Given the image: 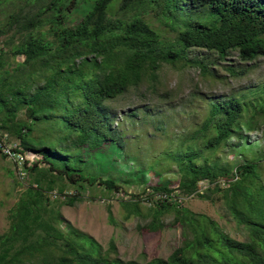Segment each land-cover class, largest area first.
I'll list each match as a JSON object with an SVG mask.
<instances>
[{
  "label": "trees",
  "instance_id": "1",
  "mask_svg": "<svg viewBox=\"0 0 264 264\" xmlns=\"http://www.w3.org/2000/svg\"><path fill=\"white\" fill-rule=\"evenodd\" d=\"M27 2L36 10L22 7L0 21V36H8L3 44L0 41V138L6 135L19 141L25 154L24 169L31 178L9 209L8 228L0 233V264H264L263 162L252 158L231 173L217 174L211 168L214 161L210 163L208 158L197 165L199 147L188 145L179 151L180 191L208 196L197 185L200 179H207L209 191H223L226 208L247 239L230 237L216 221L181 207L174 197L162 198L154 201L156 209L148 228H158L163 212L172 209L175 221L183 227V244L166 258L139 262L112 257L114 243L104 248L93 236L65 222L59 209L60 204L81 200L86 185L115 190L120 185L111 178L88 176L72 168L63 156L53 153L49 130L32 136L37 118L42 116L47 126L61 123L58 130H64V137L56 143H63L57 150L65 154L95 146L104 134L122 146L124 140L114 126L109 102L145 80L154 91L164 64L191 62L202 73L208 72L204 58L189 59L190 48L216 52L220 58L236 51L243 61L264 57V0ZM149 11L177 32L174 39L163 37L144 17ZM11 56L17 58L14 66ZM246 105L234 96L212 99L208 116L189 138L206 137L204 147L213 150L234 136L239 142L244 140L246 132L262 124L250 121L255 120L256 112L264 111V101L261 97L257 110L243 120ZM210 128L214 135L207 136ZM53 155L66 163L58 164ZM41 162L47 166L42 167ZM57 178L77 184L63 199L48 194L56 187L58 193H65ZM220 178L228 184L225 189L220 188ZM153 189L169 194L174 190L157 185ZM136 203L128 206V217L136 213Z\"/></svg>",
  "mask_w": 264,
  "mask_h": 264
},
{
  "label": "rangeland",
  "instance_id": "2",
  "mask_svg": "<svg viewBox=\"0 0 264 264\" xmlns=\"http://www.w3.org/2000/svg\"><path fill=\"white\" fill-rule=\"evenodd\" d=\"M22 7L25 11L36 10L27 0H0V21L3 23L11 12L19 13ZM144 17L163 37L175 38L177 32L166 26L153 11L145 13ZM7 37V34L0 36L2 44ZM188 57L204 58L208 72L202 73L201 67L191 62L164 64L158 70L154 91L151 82L145 80L138 88H130L109 102L115 115L114 126L118 127L124 140L122 146L104 134L96 140L95 146H83L65 154L57 150L63 145L57 144L64 137L61 136L64 130H58L61 123L47 126L41 120L45 117L40 116L37 118L38 125L32 130L33 137L42 136L49 130V136L54 139L51 142L53 153L63 156L75 170L88 176L111 178L120 185L119 190L99 184L84 185L81 200L73 205H59L65 222L93 236L104 248L114 243L116 252L111 253L112 257L145 262L154 257L166 258L183 244V227L175 221L172 209L163 212L157 222L160 225L158 228H148L156 209L154 200L158 198L159 192H163L153 189L155 185L174 189L169 197L173 195L181 201V207L216 221L230 237L247 239L245 231L228 212L223 191H209L206 188L209 184L207 179H200L197 185L198 191L208 196L195 193L185 195L180 191L177 155L188 145L199 147L201 153L196 159L197 165L205 163L204 159L208 158L210 163L214 161L211 168L217 174L231 173L236 166L252 158L264 163V121H261L264 120V111L256 112L258 115L250 123L262 124L246 132L244 140L239 142V138L234 136L229 143L215 150L204 147L206 137L190 139L188 135L206 119L212 99L231 96L242 98L247 104L241 114L243 120H247L257 110L261 97L264 101V57L243 61L236 51H232L225 58H220L216 52L201 48H190ZM10 59L14 66L17 58L11 56ZM252 104H256L255 107ZM134 111L136 114L133 115ZM210 135H214L212 128L207 132V136ZM8 138L17 141L10 136ZM53 158L60 165L66 163L57 155H53ZM40 165L47 166L44 162ZM30 180L27 177L21 181L14 171L13 163L0 153V233L8 228L9 209L18 201ZM61 182L69 193L77 186L67 179L61 181L57 178L56 183ZM227 185L220 181L221 189ZM52 191L56 193L57 187ZM52 191L48 193L50 198L63 199L58 195L54 197ZM149 193L153 194V199L147 198ZM133 203L138 209L128 217V206L133 207Z\"/></svg>",
  "mask_w": 264,
  "mask_h": 264
},
{
  "label": "built area",
  "instance_id": "3",
  "mask_svg": "<svg viewBox=\"0 0 264 264\" xmlns=\"http://www.w3.org/2000/svg\"><path fill=\"white\" fill-rule=\"evenodd\" d=\"M21 149L22 147L20 146V143L18 140L17 141L11 140L6 135L0 138V153L5 155V157L8 158L13 163L14 171L17 172L20 180L24 181V179L27 178V174L24 169L25 154ZM157 191H161V190H157ZM66 194H69L67 190L65 191L64 194H60L58 192L55 193V191L53 192L54 197L62 196V198H64ZM149 194L151 195V199H153V194L152 193H149ZM169 195H171V193L169 194L166 191L159 192L157 195L158 198L155 199L154 201L158 199H162V198L165 199L169 197ZM147 198L150 199L149 196H147Z\"/></svg>",
  "mask_w": 264,
  "mask_h": 264
}]
</instances>
